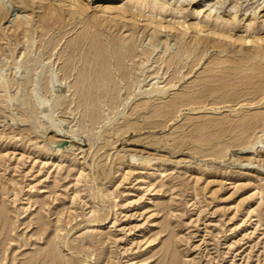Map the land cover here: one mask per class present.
<instances>
[{
    "label": "rangeland",
    "instance_id": "obj_1",
    "mask_svg": "<svg viewBox=\"0 0 264 264\" xmlns=\"http://www.w3.org/2000/svg\"><path fill=\"white\" fill-rule=\"evenodd\" d=\"M48 1L69 23L55 28V36L52 29L43 35L56 42L45 53L36 40L28 54L36 61L23 57L25 37L1 40L0 210L7 225L0 223V264H264V172L246 163L252 152L246 141L254 131L241 134L233 126L244 113H264V58L241 59L248 55L243 43L202 32L210 39L191 67L188 45L196 36L188 31L183 76L173 78L181 63L168 66L160 55L178 48L175 34L161 31L152 42V28L115 21L101 9L106 0H81L83 9L70 0H41ZM208 1L217 2L212 15L229 18L233 33L264 34V0L201 4ZM0 3L6 10L0 29L8 34L19 18L44 11L38 0ZM194 3L184 6L188 21L195 20ZM94 16L102 18L95 39L107 55L111 41L135 38L136 64L125 68L130 77L122 79L112 60L102 75L113 74L116 82L104 79L85 102L76 100L74 87L80 63L61 70L60 52L75 36L92 33L86 23ZM141 48L151 51L148 60ZM50 68L57 80L46 86L43 72ZM28 72L32 79L24 87ZM247 72L255 75L236 79ZM234 80L239 86L228 88ZM216 86L221 88L211 92ZM25 90L46 98L43 107L23 102ZM194 93H203L196 98L206 103L180 105ZM259 123L255 132L264 131V117Z\"/></svg>",
    "mask_w": 264,
    "mask_h": 264
},
{
    "label": "bare ground",
    "instance_id": "obj_2",
    "mask_svg": "<svg viewBox=\"0 0 264 264\" xmlns=\"http://www.w3.org/2000/svg\"><path fill=\"white\" fill-rule=\"evenodd\" d=\"M21 2L24 6H29L30 0H16ZM36 1V0H31ZM66 0H58L60 3H64ZM204 0H106V3L102 5L101 9L109 13L111 16L115 17L116 20H120L127 22L126 19L131 20V24L135 26V24L140 21V23L144 26V28H152L150 35L152 36V42H157L160 40V36L158 33L161 31L165 32L167 35L175 34L179 38V46L178 48L173 51L171 54L166 55L163 57L162 60L166 62L168 66L176 65L178 62L181 63L176 68L173 69L172 77H176L178 74L183 76L182 68L186 66V62L182 61V56L185 53L186 40L184 39L185 34L188 31H194L195 36L188 45V48H192L193 56L195 59L190 61V66L192 67L195 64L196 58H199L197 55V50L200 46H205L207 42H209V35H214V38H224V39H232L233 41H238L243 43L244 47L247 49V56H242L241 59H249V58H264V34H235L227 27V23H229V18L225 19L222 18L220 14H216L215 16L212 15L213 10L216 8L217 2H204L202 5L201 3ZM74 2V3H73ZM71 5L79 7L83 9V5L81 0H70ZM194 3V6L191 5L190 13H192L195 20L188 21L186 19L187 14L183 13L184 6L190 5ZM38 6L40 8H44L42 13L38 14L37 18H34L30 15L27 20H22L19 18L16 22L12 25L13 31L12 33H7L6 31H2L0 29V49L5 50V46L2 44L4 38L7 40L16 41L19 43L20 39L25 37L26 41V49L24 50L23 57H26L29 61H36L37 57L30 58L28 56L29 51H31L30 47L34 44L38 45L36 40L39 38V52L40 54L45 53L48 50L50 44L55 45V40L53 38H48L47 40L43 38V35L47 33L48 30L52 29V31L61 25L65 26L69 23L68 21L62 20V17L58 14H54L55 7L51 4V1L47 3H42L41 0H38ZM205 6V8L203 7ZM20 7L17 8V11ZM77 11V10H76ZM19 12V11H18ZM6 10L4 9L3 5L0 3V19L5 17ZM168 16V17H167ZM235 15H233L234 17ZM83 14L81 13V17ZM205 17L206 19L212 18L213 22L202 23L199 18ZM72 18V17H71ZM101 19L99 16H94L93 18L87 21L86 25L89 29L93 28L92 33L88 36V34L78 35L66 42V49L60 52V58L64 56L63 60L65 62L63 68L61 70L65 72H70L74 70L80 63L79 69H76L78 73V78L76 83H74V87L79 90V94H77L78 98L76 100L79 101H89L93 94L97 95L99 92V85L103 83V80L106 84H110L111 82L114 83L115 78L113 74H108V76H104L103 71L108 66L113 65V61H115V68L119 70L120 76L123 79L126 76L128 77L129 72L125 69L128 65H131L134 68L136 64V60L133 59V56L136 55V50L134 49V41L135 38H131L132 41L129 43L124 42L116 43L115 41H111L110 45H107L108 48H113L112 52L107 55V50L105 46H102V42L100 43L98 40L95 39V36L98 33L95 32L96 28L102 25ZM92 20H96L92 21ZM252 20L250 19L246 23V27L249 28L251 26ZM56 23V27L53 25ZM40 30L39 37L33 35L34 31ZM202 32H205L206 35ZM56 33V32H55ZM54 31L52 32L51 36H55ZM236 35V36H235ZM96 40V41H95ZM220 42V39H218ZM223 42V41H222ZM214 45V44H212ZM84 46V47H83ZM100 46L102 48H100ZM253 46V47H252ZM122 47L126 48V51H122ZM185 47V48H184ZM252 47V48H251ZM80 48H84L85 51L83 54L77 53V50ZM107 48V49H108ZM150 50L148 48H141L139 53L141 56H144V60H148L150 57ZM191 52V51H190ZM128 58L127 65L125 64V60ZM113 60V61H112ZM142 60L141 62H143ZM106 61V62H105ZM93 62V63H90ZM106 65V66H105ZM190 67V68H191ZM241 70V69H240ZM239 69L233 71L236 75L238 74ZM44 73V85L53 86L54 81L57 80L56 78V69H48ZM107 75V74H106ZM250 75H255L254 72L252 73H244L241 78H236L238 81H246L250 79ZM181 76H177L178 78ZM1 81L0 84L4 86V79L5 75L1 74ZM130 77V76H129ZM32 77H30V72L27 74V82L20 83L24 87L27 86V83L31 81ZM242 79V80H241ZM131 77V82H132ZM237 80L230 81V85L228 88H236L239 86ZM261 80V79H260ZM116 82V81H115ZM263 82V81H262ZM92 83H94V87L96 92L92 93L90 91L93 87ZM264 84V82H263ZM250 86V85H247ZM115 87L118 89L117 84ZM254 92H257V88L259 89L260 85L253 86ZM217 88H221V86H216L211 88V92L215 91ZM252 88V87H251ZM154 90H161L158 86L154 88ZM34 98L31 94H28L26 90L23 92V102H31L32 100L35 101L38 106L37 108L43 107L45 99L40 98L34 94ZM202 96V94H192L186 99L180 100V105L188 104L191 106V109L199 108L204 103H206L207 98H203L199 100L196 98ZM13 96L9 94L6 96L5 100H11ZM64 102V101H63ZM62 102V103H63ZM264 113H251V115L244 113L242 117L238 118L237 120L233 121L234 129L241 132H247L249 129L253 130L254 133L252 138L248 137L247 141H249V146L252 147V152H250L251 156L248 158L246 163L251 164V167L259 166L262 167L260 170L264 172V138H262L261 133H263V129L258 130L255 132L257 128L260 127V121L263 120ZM261 131V133H259ZM242 134V133H241ZM259 143H262L259 145ZM0 223H2V227L5 228L7 225V216L5 215L4 208L0 210ZM52 251H49V254L53 256ZM30 260L27 264H30Z\"/></svg>",
    "mask_w": 264,
    "mask_h": 264
}]
</instances>
